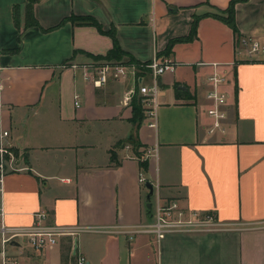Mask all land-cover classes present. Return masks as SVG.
Here are the masks:
<instances>
[{
	"label": "crops",
	"instance_id": "0c3cea01",
	"mask_svg": "<svg viewBox=\"0 0 264 264\" xmlns=\"http://www.w3.org/2000/svg\"><path fill=\"white\" fill-rule=\"evenodd\" d=\"M228 2L35 0L38 24L25 26L26 0H0V133L7 130L11 147L22 152V168L2 178V217L27 225L44 209L48 222L81 227L51 247L11 240L6 249L21 264H62L68 245L85 264H264V0L235 2L237 34L220 18L201 15ZM70 14L94 16L105 30L113 26L120 48L135 60L154 53L172 59L158 76L155 126L133 122L125 99L128 92L139 96L140 78L149 82V75L129 72L94 87L73 66L104 56L109 34L70 20L42 29ZM194 15H201L195 36L164 54L169 38L189 32ZM244 38L259 40L258 50L248 53ZM213 69L226 77L223 128H213L206 111ZM130 137L143 151L157 147L145 170L119 145ZM147 182L164 199L212 212L225 227L168 232L158 243L148 233L129 237L120 225L150 216Z\"/></svg>",
	"mask_w": 264,
	"mask_h": 264
},
{
	"label": "built area",
	"instance_id": "2783aa9c",
	"mask_svg": "<svg viewBox=\"0 0 264 264\" xmlns=\"http://www.w3.org/2000/svg\"><path fill=\"white\" fill-rule=\"evenodd\" d=\"M243 45H247L248 53L257 51L260 42L254 38H244ZM173 65L171 58L154 53L147 61H123V60H101L87 61L79 64L73 63V66H79L82 71L84 81L94 87H100L109 80H119L129 72L135 77L141 76V73L150 77L149 82L140 81L137 87V93L143 106V120L147 121L150 126L156 124V107L158 105V96L160 88L158 76L168 71ZM216 65V64H215ZM206 80L211 86L205 91V98L209 101L207 114L211 118L212 127H222V121L226 117L227 93L221 87L226 81L225 75L213 69L208 74ZM133 92H128L126 100H130ZM75 105H79V95H74ZM8 135L7 130L0 133V190L2 178L5 173L22 168L18 160L20 154L13 151V148L5 138ZM124 147L131 150V143H123ZM122 145V146H123ZM157 151L156 145L147 147L144 150V157L155 156ZM138 159V156L131 154ZM140 182L146 181L143 173L140 172L138 177ZM156 192V191H154ZM151 201L150 216L148 219L130 225H120L121 232L129 234L134 233L151 234L155 242H159L168 232H194V231H212L225 227V223L218 220L216 215L210 211L191 210L181 206L176 199H164L157 192ZM3 212L0 210V237H1V258L0 264H21L15 255L9 254L6 249L11 240L18 238L25 239L30 247L40 249L55 245L60 236L74 235L81 227L76 225H62L47 221V213L44 209L34 212L33 220L27 225H8L2 217ZM76 264H85V257L77 256Z\"/></svg>",
	"mask_w": 264,
	"mask_h": 264
},
{
	"label": "trees",
	"instance_id": "16d2710c",
	"mask_svg": "<svg viewBox=\"0 0 264 264\" xmlns=\"http://www.w3.org/2000/svg\"><path fill=\"white\" fill-rule=\"evenodd\" d=\"M34 1L35 0H26V3H25V23H24L25 26L38 24V21L35 18L34 13H33ZM236 1H239V0H229L227 6L225 8H216L214 13L207 12V13H203L201 15L211 14L217 18H220L221 20H223L225 23H227L232 28L234 33L237 34L239 32H238V28L236 26V23L234 21V4ZM201 15H194V17L191 21L190 30L187 34L169 38L165 48L163 49L164 54H168L171 51L172 45L175 41H177V40H189L195 36L197 20L199 19V17ZM13 19H14V23L16 25H19L17 6L13 7ZM67 20H70L71 22L94 25L100 32L107 33L111 36L112 42H113L111 49L104 56L95 55L97 58L120 59L123 56V54H126L129 56L126 61L139 62L138 60L133 59L130 56V54H128L127 52H125L124 50H122L120 48L118 41H117V38H116V35H115L114 27L111 26L109 29L105 30L102 27V24L94 16L70 14L69 16L63 17L60 21H58L53 26H50L48 28L42 27V29H44V30L52 29V28L57 27L58 25L62 24L64 21H67ZM130 105H131V110H132L131 120L133 122L140 123V121L143 118V106H142V103L140 100V96H137L134 94L130 100ZM127 141H129L132 144L131 150L135 155L139 156L142 154L141 151L136 149V147L138 145H140L139 142H137L136 140H133L131 137ZM121 144L123 145V142L120 143L119 145H121ZM13 149L15 152H17V149H15V148H13ZM111 154H112V158H113L114 157L113 152ZM147 162H148L147 159H143L141 156L138 157V163H139L140 168L142 170L146 169ZM75 259H76V255L70 253V247L68 245L65 248L64 252L62 253V264H67L68 260H70L72 264H75Z\"/></svg>",
	"mask_w": 264,
	"mask_h": 264
},
{
	"label": "rangeland",
	"instance_id": "374dc122",
	"mask_svg": "<svg viewBox=\"0 0 264 264\" xmlns=\"http://www.w3.org/2000/svg\"><path fill=\"white\" fill-rule=\"evenodd\" d=\"M216 10V9H215ZM112 58H104V60H111ZM100 60V58H94V59H92V60H88V61H99ZM126 142H129V141H127L126 140ZM126 142H124V143H126ZM136 149H138L139 151H141V155H139V156H141L143 159H146L145 157H144V151H143V149H141L140 148V146L138 145L137 147H136ZM13 151H14V149H13ZM17 154H22V152L21 151H19V150H17ZM138 156V157H139ZM152 196H151V200L153 199V197H154V190L152 189Z\"/></svg>",
	"mask_w": 264,
	"mask_h": 264
},
{
	"label": "water",
	"instance_id": "95a60500",
	"mask_svg": "<svg viewBox=\"0 0 264 264\" xmlns=\"http://www.w3.org/2000/svg\"><path fill=\"white\" fill-rule=\"evenodd\" d=\"M147 187H148V189H149V192H148V194H147V198H149V196H150V194L152 193V184L150 183V182H147ZM147 206L150 208V202H149V200H148V202H147ZM75 247L76 246H74V251H75ZM73 251V252H74Z\"/></svg>",
	"mask_w": 264,
	"mask_h": 264
}]
</instances>
